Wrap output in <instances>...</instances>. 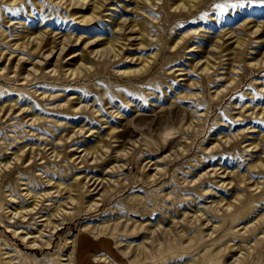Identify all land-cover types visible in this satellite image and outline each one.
Listing matches in <instances>:
<instances>
[{
	"label": "rangeland",
	"instance_id": "1",
	"mask_svg": "<svg viewBox=\"0 0 264 264\" xmlns=\"http://www.w3.org/2000/svg\"><path fill=\"white\" fill-rule=\"evenodd\" d=\"M0 219V264H128L86 221L264 264V0H0Z\"/></svg>",
	"mask_w": 264,
	"mask_h": 264
},
{
	"label": "bare ground",
	"instance_id": "2",
	"mask_svg": "<svg viewBox=\"0 0 264 264\" xmlns=\"http://www.w3.org/2000/svg\"><path fill=\"white\" fill-rule=\"evenodd\" d=\"M183 1H191V0H183ZM66 188H68V186H66ZM28 193L30 192L29 190L27 191ZM71 200H73V198H70ZM68 203V202H67ZM36 203H34L35 205ZM56 207V206H55ZM35 207H30V209L27 207H25V216L27 214H30L32 211V209ZM16 212H14L15 214ZM38 212H33L31 215L36 214ZM65 212H63V209L60 208L59 206H57L56 208H54L53 212H50V214L46 215L47 217L42 218L41 220H46L48 224H50V228L52 229V231L54 230L56 232L57 229H59V225L61 223H57L55 221H53L55 217L57 216L58 218H56V220L58 219H65ZM63 215L62 217H59ZM24 214H20V217H23ZM40 217L43 216L39 215ZM31 217V216H30ZM29 217V218H30ZM11 217L8 216V219H10ZM28 218V219H29ZM104 221V220H103ZM106 221V220H105ZM0 222H3V220L0 219ZM113 224H109V223H100V222H91V221H86L80 224V227L78 229L79 232H87L89 233L94 239L98 240L101 237H107V238H111L114 242V247L117 249L118 253L120 254V256L122 258H125L128 262V264H169V259L171 258V254H172V248L173 246H171L169 244V242L167 243L165 241V244H163L164 242L161 241L160 236L157 238L159 242L158 246L157 245H152L153 242L150 241V244L148 245L146 242L142 241V242H136L135 244L132 242V239L136 236L137 234V230L132 229L129 230L128 232H125L124 235L125 237H121L120 234H122L121 230L116 223L112 222ZM200 225V224H199ZM5 227L6 228H11L10 231H12L13 234H17L18 237H20L21 242H23L24 244H26L28 246V249H30L33 252H37L40 248L41 249H46L48 248V246L50 245V239L47 238L45 239L42 243L38 242L37 238L41 237V230H38V234L31 236L29 234H32V231L27 230L26 232H24L23 234H21L22 232H19L17 230V228L15 227H11L10 224L5 223ZM199 227V226H198ZM144 228V226H143ZM7 231V230H6ZM19 232V233H18ZM28 236L27 239L25 240V236ZM49 235H52L51 233ZM77 235L78 233H72L68 238H66L65 242H64V249L63 252L61 253V256L59 258V260H50L48 261L45 259L42 260H38L36 258H32L31 261L27 262L25 258L24 261H22L19 264H76V247H77ZM173 235L175 236V233H173ZM32 237V238H30ZM37 237V238H36ZM30 238V239H28ZM143 238H147L144 237ZM130 239V240H127ZM135 239V238H134ZM192 241H195V238L193 236H191L189 238ZM203 239L202 236L198 237V240H196L193 244H189L188 246H179L178 248H181L182 250H178L180 251V253H176V255H174L176 257V259H180L181 257H187L188 253L193 252L196 248H194V245L196 244H201L202 243L201 240ZM192 243V242H191ZM4 244V243H3ZM212 244V243H211ZM46 245V246H45ZM43 247V248H42ZM228 247H223L221 248H215L214 252L212 253L211 249L208 247L205 249V251H207V253L212 254L211 258H208V264H213V263H220L222 264L223 260L225 259L226 256V252L225 250H227ZM3 254H5L4 258H6L5 260V264H15L18 261L17 256H13L12 254H9V251L6 250L3 252ZM92 260L95 263H101V264H121L120 262H118L116 259H114L112 256H110L108 253L102 251V252H98V253H94L92 255ZM24 262V263H23ZM200 262H194V264H199ZM177 264V263H175ZM189 264V263H187Z\"/></svg>",
	"mask_w": 264,
	"mask_h": 264
},
{
	"label": "crops",
	"instance_id": "3",
	"mask_svg": "<svg viewBox=\"0 0 264 264\" xmlns=\"http://www.w3.org/2000/svg\"><path fill=\"white\" fill-rule=\"evenodd\" d=\"M93 264H101V263H95V262L93 261Z\"/></svg>",
	"mask_w": 264,
	"mask_h": 264
}]
</instances>
